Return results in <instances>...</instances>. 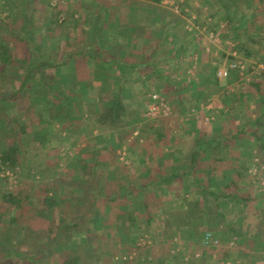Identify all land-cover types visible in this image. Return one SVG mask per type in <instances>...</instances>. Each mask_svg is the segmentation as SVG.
I'll list each match as a JSON object with an SVG mask.
<instances>
[{"label": "crops", "instance_id": "crops-1", "mask_svg": "<svg viewBox=\"0 0 264 264\" xmlns=\"http://www.w3.org/2000/svg\"><path fill=\"white\" fill-rule=\"evenodd\" d=\"M99 2L102 7L93 11L95 18L102 20L96 23L98 45L104 50L119 51L117 58L122 61L112 56L115 61L111 66L133 67L125 74L128 82L135 81L136 85L142 86L143 79L140 81L139 78H129L140 74L137 69L139 67L147 68L142 71L145 81L151 83L152 77H155L153 72L156 74L159 70L158 73L169 82L170 78L162 71L165 69L167 73H171L174 69V73L179 72L180 66L186 64V61L178 60V56L180 58L183 54L194 58L198 72L204 65L212 68L207 83L214 89L209 97L205 89L196 88L194 97H185L187 107H178L179 112L182 115L188 114L192 122L188 128L189 135L193 137L191 140L162 144H143L141 141L137 144L142 156L130 157L126 174L117 175V179L121 180L125 176L130 180L129 184H133L135 178L141 184V190L147 192L146 197L141 196L135 185L128 188L120 186L118 194L126 196L120 200L121 195H118L112 201V216H109L111 224L119 226L114 213L122 201L124 208L134 206L138 208L136 210L142 211L139 208L141 201L148 200L146 212L151 216L150 225L146 226L165 225L166 212L170 210L174 213L167 224L170 227L168 232L158 236L156 240L168 244L179 242L182 246H190L189 248L199 243L194 253L206 264H264V185L261 183L264 172L262 169L251 172L249 168L253 162H264V150L260 146L264 145V43L256 57L242 54V91L237 82L227 81V84H222V78L217 77V70L224 64L218 55L219 49H223L218 45L222 36L226 37V43H231L227 45V53L235 55L238 52L232 42L233 32L232 27L227 24L228 18H247L253 6L255 16L263 17L264 0H177L181 5L178 11L171 10L169 5H164L166 9H161L158 3L151 0ZM184 13L188 17L195 13L213 25V29L210 28V32L204 35L206 41L198 40L200 32L193 30V33L184 28ZM219 30H222L221 35L218 34ZM164 32L163 39L158 40V36L161 37ZM260 32L264 34V26L260 28ZM212 35L216 44L209 42ZM135 51L151 55L146 62L140 64L134 62L129 55ZM158 53L162 57L159 60L156 59ZM257 56L263 59L259 70L254 62L255 58H259ZM128 58L132 63H128ZM94 65L98 66V63ZM190 65L192 64L188 63ZM161 76L154 83L164 84ZM198 80L202 82V76ZM179 81L185 86H193L194 83L183 76ZM179 127L177 129L180 132L187 129L184 124ZM127 147L130 149L131 145ZM97 160L101 164L109 162L108 159L101 160L98 157ZM233 181H236L237 188L227 191L226 186ZM224 194H228V197H223ZM142 216L143 214L141 218L145 219L146 216ZM103 217L105 218L102 216V219ZM130 218V215L125 217L128 227L131 226ZM142 223L133 226L144 225ZM113 230V234H108V241L117 239L118 242L119 237L124 234L126 241H121L128 242L131 237L128 229L126 234L115 228ZM208 230L219 239L217 246L202 244V235ZM180 250L176 256L183 260V249ZM169 253L172 254L171 251ZM160 256L164 258L166 255L161 253Z\"/></svg>", "mask_w": 264, "mask_h": 264}, {"label": "rangeland", "instance_id": "rangeland-1", "mask_svg": "<svg viewBox=\"0 0 264 264\" xmlns=\"http://www.w3.org/2000/svg\"><path fill=\"white\" fill-rule=\"evenodd\" d=\"M176 1L177 0H160L158 6L161 9H166L164 5H169L171 6V10L175 9L178 11L181 5L179 6ZM258 2L260 3V1ZM25 3H27V7H24ZM99 3V0H60L59 8H57L59 11L56 12L55 10L50 11L47 9L48 4L54 5L56 4V0H0V25L21 18L22 11L24 10L25 16L29 19L32 18V20H35L34 23L28 21L29 33L32 37V41L41 46V49L48 60H52L58 55L60 56V52L64 55L74 50L80 51L84 46H87L90 39V29L88 27L89 25L84 20L87 15L95 18L93 11L95 8L102 7ZM184 16V28H186V30L200 32V35L197 37L198 40L206 41L207 39L204 35L210 32V28L213 29V25L211 26L205 19L196 16L195 13L193 16L190 15L189 17L188 14L184 13ZM40 17H45L46 22L37 21ZM55 21L57 23H55ZM90 21L92 22L94 20L90 19ZM101 21L96 19V23H100ZM191 24L194 25V27L190 28ZM56 25H59V27L56 28ZM214 30L217 32V29ZM194 31L193 33H195ZM218 34L221 35L222 30H219ZM213 35L209 37L211 40L209 42L211 44H216V41H213L215 40ZM4 36L6 41L14 46L16 56H21V44L24 41L23 34L7 32ZM222 38H220L222 41H220L221 43L218 45L223 49H219V54L217 53L220 55L222 63H224L221 67L227 66V64L232 61H235L238 64V67L232 68L227 76L217 75V77L222 78V84H227V81H233L234 83L237 82L236 84H238V88L242 91L243 53L234 45V48H236L238 52L235 55L228 54L227 45H230L231 43H226V37L224 38L222 36ZM232 42L234 44V40H232ZM87 50L89 52H94L100 58H111L112 56L117 58L119 53L116 49L104 50L96 41L91 46L89 45ZM147 54L148 52L141 51L129 53L131 59L140 64L146 62L145 60L151 55V53L148 56ZM75 55H77V53H75ZM163 55L164 53L162 56ZM254 57H256V55H254ZM257 57L259 58H255L254 62L259 70V64L263 63V59L260 56ZM71 58H73V56ZM159 58L160 53L156 56L157 60H159ZM118 60L122 61L120 58ZM178 60L180 62L186 61V64L183 63V65L180 66L179 69L181 70L179 72L174 73V69L171 73H167L165 69L162 71L164 74L166 73V76L168 75V78H170L169 82H166V78L158 73L160 72L159 70L156 74L153 72L155 77H152L153 81H151V83L147 80L145 81L142 71L147 70L146 67L137 68L140 71V74L129 77L132 79L134 78V80L139 78L140 81L143 79L141 81L142 86L136 85L135 81H130V83L126 80L127 75L125 74L133 67L123 68V70L119 69L118 74L116 72L117 68L113 71L114 73H101L98 75L100 77L99 84L105 87L102 94H98V89L93 87L81 91H76L73 88L72 84L74 82L84 81L86 78H90L92 74L91 71L86 68H80L75 71V69H73L75 64L72 62L70 65L71 68H69L70 70L68 72L49 68L47 71L37 72L32 79L29 91L24 92L23 101H20L19 99L11 101L9 106L11 108V115L17 120V125L23 135L30 140L38 142L34 146L35 151L33 150V153L42 158L44 162H47V165L51 167L50 174L52 175V178L54 177V179L60 183L59 186L63 196L61 198L62 200L60 202L59 210L55 213L47 212V209L45 210V204L43 203L41 196H36L35 198L30 199L28 203L29 207L22 210L24 223H31L33 227L47 232L45 236H42L37 240L40 248L45 250L48 246L47 244L57 234L59 229L56 226V222L59 221L60 218L68 219L70 217V207L73 205H76L77 209L82 207L81 200L74 202L69 198L68 194L75 192L72 187V182L73 180H76L78 176L77 172L79 170V165L88 157L84 154L85 149H87L85 148L87 143H92L89 147L90 149L87 150L88 153L95 154L96 159L98 157L101 160H109L108 163L102 164L100 163V160H97L99 166L96 170V177L103 188L114 191L120 186L123 187L127 182L130 183V180L125 176L124 178L126 179H117V175L122 173V175L126 174L127 166L130 164L131 160L130 157L139 158L142 156L143 153H140L141 149L137 146L141 141L143 144H152L155 142L162 144L175 140H191V138H193L189 135L188 129L192 125L190 117L186 113L182 115V113L179 112L178 107H182L183 105L184 108L187 107V105H185V97H189L190 95L194 97L197 93L196 88L205 89L206 94H209L208 96L210 97L214 92V89L210 88L207 79H209L212 68L208 65H204V68H199L200 70L198 72L194 58L189 57V55L186 56L182 54L180 58L178 56ZM95 63L96 62L89 59L88 66H90V64L94 65ZM188 63H191L192 65L188 66ZM109 69L112 68L110 67ZM167 70L170 71V69ZM159 76L164 79V84H160L159 82L154 83V80L158 81ZM182 76L187 77L189 81L194 82L193 86H185L184 83L182 84L179 81ZM199 76L200 78L202 76V82L201 80L199 82ZM55 79L57 82L54 84L53 80ZM118 79L121 83V88L125 93L124 102L127 107L128 117L119 122L118 129L113 131L111 139L104 142L103 136L109 132V128L98 126L99 120L97 118H95V122L93 121L92 123L90 117L92 116L91 114L94 109V103L98 102V99H102L104 102L111 99L112 90L107 88L109 84L119 82ZM58 90H63L64 92L72 90V92L78 93L79 100L85 102V105H82V108H79V112L82 111L81 114L79 113V119H71L70 121H67L61 112H55L52 108H46V99H52ZM51 91H53V93ZM137 95L140 97H137ZM153 95H157V97L154 98ZM188 103L189 101L187 98V104ZM194 103H196V100H194ZM26 106L31 107L32 118H38V123H28V117L25 113ZM88 117L90 120H88ZM147 121L153 122L154 127L160 130L161 136L156 137L154 133L148 131L146 133L144 132L138 139L134 138L137 136L139 128L146 125ZM182 124H184L187 129L180 132L177 128ZM125 128L128 129V131H132V134L126 139L121 135V130ZM129 144L131 145L130 149L127 147ZM262 164L264 165V162ZM250 167L251 166L249 165V168ZM262 171L264 172V167ZM251 172H253V170H251ZM43 174L42 171L34 167L23 169L17 167L16 171H14L5 164L0 165V177L3 186L8 190H14L18 186H22L29 182V179H38L43 176ZM80 180L84 181L85 179L80 178ZM66 207L67 209H65ZM1 211L4 213L6 212V218L11 215L14 216L19 214L18 210L7 212L5 211V208H1ZM100 216H105V218L108 219L109 216L112 215L110 211H106L102 212ZM101 218H99V220L102 222L103 219ZM104 223L103 220V224ZM85 224L91 228L93 227V223L90 221ZM104 225L103 230L107 235L104 233L103 237H100L99 239L94 238L89 241L93 244L94 249L88 255L83 254L85 263L158 264V260L163 258L160 256L161 253H165L166 256L163 258V264H206L201 257H198L197 254L194 253V249L199 243H195L193 248H189L190 246H182L179 242L168 244L156 240L160 234L165 235L168 232L170 227L167 225V222L165 225L157 224L154 231H152L150 227H147L144 232L141 231L140 226L134 227L128 242H120V244H117L118 242L115 241L116 245H114V247H112L114 241H108L107 237L113 234V228L118 230V232L122 231V228L114 224L112 225L110 220ZM188 230H190V228H188ZM19 231H17L16 234H18ZM207 232L213 234L211 230H208ZM47 234L50 235L48 236ZM202 239L203 235L201 242L204 246H213L210 244H204ZM72 240L71 246L73 248H78L86 241L84 236L75 237ZM166 247L171 249L170 251L174 257H170V255L166 253ZM180 249H183V256H185L183 260L176 256L177 253L181 251ZM29 252H32V250ZM204 252L206 251L204 250ZM22 257H27L29 261L32 260L29 257L28 251H26ZM54 260L56 261L57 257H55ZM1 263L2 262H0V264Z\"/></svg>", "mask_w": 264, "mask_h": 264}, {"label": "trees", "instance_id": "trees-1", "mask_svg": "<svg viewBox=\"0 0 264 264\" xmlns=\"http://www.w3.org/2000/svg\"><path fill=\"white\" fill-rule=\"evenodd\" d=\"M151 1L158 3L160 0ZM59 3L60 0H56V4H48L47 9L58 12L59 9L57 8H59ZM24 7H27V3L24 4ZM253 10L254 6L250 8V13H248L249 17L247 18H228L227 21V24L232 27L234 45L248 57L257 55L260 46L264 43V34L260 32V28L264 26V16H255ZM24 12L23 10L22 17L18 18L16 21L5 22L0 25V165L5 164L14 171H16L17 167L22 169L34 167L44 174L38 179H29V182L25 183L26 185L18 186L14 190L5 188L0 177V262H2L1 264H90L89 262H84L83 254L88 255L94 249L93 244L89 241L94 238L99 239L103 237L105 233L103 230L105 226L103 220L104 222L110 220L109 218H103L101 222L99 220V218L102 217L100 216L101 213L111 210V203L117 199L118 195H121L119 198L120 200L126 195L118 194V189L114 191L106 190L100 185L96 177V170L98 169L99 162L95 154L87 152L92 144L87 143L85 147L87 148L85 149L86 153L84 151V154L88 157L79 165V170L77 172L78 176L76 180L72 182V187L75 192L68 194L69 198L74 202L81 200L82 207L79 209H77L76 205L70 207V217L68 219L60 218L59 221L56 222V226L59 229L57 234L47 244L48 246L45 250L40 248L37 240L45 236L47 232L33 227L31 223H24L22 210L29 207L28 203L30 199L41 196L45 204V210L47 209V212L55 213L59 210L61 198L63 196L59 186L60 183H58L54 177L52 178L50 174L51 167H49L47 162L45 163L42 158L33 153L34 146L38 142L30 140L23 135L17 125V120L11 115V108L9 106L12 100L19 99L23 101L24 92L29 91L34 75L37 72L47 71L48 68L54 70L60 69V71L68 72L72 62L75 64L73 67L75 71L80 68H86L91 71L92 76L86 78L84 81L74 82L72 84L73 88L76 91H81L93 87L98 89V94H102L105 87L99 84L100 77L98 75L101 73L113 72L116 68L123 70L125 67L111 66L113 61H115L112 60L115 59L114 57L100 58L94 52H89L87 50L89 45L91 46L95 41H98L96 18L90 17V15H87L84 20L87 22L90 29V39L87 46H84L80 51L74 50L64 55L60 52V56L58 55L54 59L48 60L41 46L32 41V37L29 33V22L34 23L35 20H32V18L29 19L25 16ZM90 19L94 21L91 22ZM37 21L43 22L45 21V17H40ZM55 23L57 22L55 21ZM58 27L59 25H56V28ZM7 32L23 34L24 41L21 44V56H16L14 46L6 41L4 34ZM163 34H165V32L161 34V37L158 36V40L163 39ZM75 53H77V55H75ZM72 56L73 58H71ZM89 59L94 62L96 61L98 66H88ZM128 63H132L131 59ZM110 67L112 69H109ZM262 74L264 75V71H262ZM56 82V79L53 80L54 84ZM107 89L112 90L111 99L107 102L98 99V102L94 103V109L90 117L92 123L94 119L97 118L99 120L98 126L109 128V132L103 136L104 142L111 139L113 131L118 129L119 122L128 117L127 107L124 102L125 93L121 88L120 81L109 84ZM53 91L51 92L53 93ZM82 105L84 106L85 102L79 100L78 93L72 92V90L67 92L58 90L53 98L46 99L45 103L46 108H52L55 112H61L67 121L79 119V113L81 114L82 112H79V108H82ZM25 113L28 117V123L35 124L39 122V120H37L38 118H32L31 107L26 106ZM88 120H90L89 117ZM121 131V135L125 139L132 134V131H128L126 128ZM148 131L154 133L156 137L161 136L160 130L154 127L153 122L147 121L146 125L139 128L138 134L134 138L138 139L144 132L146 133ZM260 146L261 149L264 150V145ZM80 178H84L85 182L83 180L81 181ZM163 180L164 178L162 181ZM130 185H135L141 193V196L146 197L147 192L145 193V191L141 190L142 186L137 180L135 181V178L133 179V184L127 182L125 187L128 188ZM236 186V181H233L226 186V190H231V188L234 187L237 188ZM227 195L228 194H224L223 197H228ZM124 206L125 204L122 201L118 210H116L115 213L112 212L114 213L118 225L122 228V232L124 233L127 229L128 232H132L133 225L139 222H143L142 224H144L140 225L141 231H146L148 227L146 225H150L151 216V214L149 215L148 212H146L148 200L141 201L139 208L140 210L142 209V211L136 210L138 208L134 206L130 209H126ZM1 208H5L7 212L18 210L19 214L14 216L11 215L6 218V212L4 213L1 211ZM65 209H67V207ZM142 214V217L146 216L145 219L141 218ZM126 215L131 216V226L129 227L126 224ZM173 215V211L168 210L166 212L167 224H169V218ZM88 221L93 223L92 226L94 228L85 224ZM150 229L154 231L155 227L151 226ZM17 231H19L18 234H16ZM128 232H125V234ZM80 236H84L86 241L78 248H73L71 246L72 239ZM121 239L126 241L124 234L119 237L117 244H120V242L126 243L122 242ZM116 240L112 243V247L116 245ZM30 250H32V252H29ZM170 250L169 247H166V251L170 254V257H172L173 255L169 253ZM26 251H28L29 257L32 259L31 261H29L27 257H22ZM55 257H57L56 261L54 260ZM163 262V258L158 260V264H163Z\"/></svg>", "mask_w": 264, "mask_h": 264}, {"label": "built area", "instance_id": "built-area-1", "mask_svg": "<svg viewBox=\"0 0 264 264\" xmlns=\"http://www.w3.org/2000/svg\"><path fill=\"white\" fill-rule=\"evenodd\" d=\"M166 1H169V0H166ZM194 27V25L191 24L190 28ZM238 67V64L235 62V61H232V62H229L227 64V66H223L221 68L218 69V75L219 76H227L229 71L232 69V68H237ZM242 67H244L242 65ZM153 97H157V95H153ZM168 110V108H167ZM250 169L253 170V172H258V170L260 169H263L264 165L261 163H257L256 162H253L250 164ZM261 183L264 185V176L261 177ZM203 243L204 244H210V245H217L219 243V240L210 232H205L204 235H203V239H202Z\"/></svg>", "mask_w": 264, "mask_h": 264}]
</instances>
